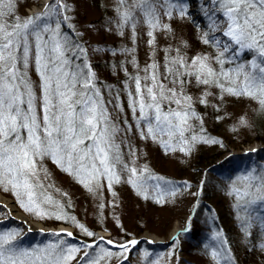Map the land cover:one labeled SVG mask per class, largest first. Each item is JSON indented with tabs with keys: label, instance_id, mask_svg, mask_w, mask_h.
<instances>
[{
	"label": "rangeland",
	"instance_id": "1",
	"mask_svg": "<svg viewBox=\"0 0 264 264\" xmlns=\"http://www.w3.org/2000/svg\"><path fill=\"white\" fill-rule=\"evenodd\" d=\"M41 1L15 0L14 17L23 19L42 13L44 8L40 9ZM52 2L53 0L48 4ZM103 2L109 6L111 13L101 18L92 5L93 0H64L67 5V11L64 13L68 17L65 21L68 26L67 33L74 39L77 37L76 43L86 49L87 61L94 74V84L99 89L113 122L121 129L115 137L116 143L120 144L125 160L129 158V150L135 152L133 157L135 166L144 170L138 174L143 178L145 190L139 191L129 185L122 176L121 182L114 184L111 190L107 187V182L102 180V187L95 189L93 184L95 190L90 192L74 177L62 171L57 163L45 158L41 163L47 176L45 177L43 171L40 172L41 183L47 194L60 203L64 215L56 219L54 216L41 217L26 212L10 191L0 190V196L12 206L9 210L6 207L5 211L10 218H14L15 212L21 213L33 224H40L49 229H63L72 234L78 232L88 237L77 226L83 224L88 231L97 236L88 237L91 240L87 243H92L100 237L123 243L138 236L147 239L156 237L159 238L157 240L166 241L175 231L174 227H177L176 230L182 231L174 240L162 251L158 248L147 251L150 253L149 258L156 264H207L208 260L197 259L188 254L190 247L184 237L194 239L198 231L203 230L207 235V241L213 240L218 245L222 244L218 230L215 232L205 230L209 225L204 219L206 216L202 209L197 210L205 203L204 200H200L201 195L211 190V196L219 199L218 194L212 190L216 183H219L223 187V192L229 194V203L236 204L243 198H238L233 192L242 188L246 183L245 178L254 177L258 180L260 176H264V150L249 156H239L237 159H233L229 154L235 151V147L242 149L257 145L259 142L256 139L264 138V112H261L264 105L255 97L233 95L222 91L216 84L198 83L194 76H186L183 92L191 98L188 103L194 113L189 119L191 129L185 132L188 142L177 139L169 141L168 136L162 133H158L156 139L152 136L142 137L141 128L136 126V120L129 108L128 93L135 90L130 78L137 74L143 76V69L155 62L160 79L167 84L168 81L164 80L165 67L171 58L177 56L183 57L189 63L197 56L208 57L211 66L219 69L221 65L215 63V57L220 49L216 47L215 41L229 42L228 38L223 36L224 17L217 8L216 0H157L155 6L161 27L153 31L154 43L149 45L152 38L147 33L150 29L143 22L141 13L133 10L134 28L131 23L120 28L117 26L119 19L117 8L121 7L123 11V7L118 5L117 0ZM129 4H132V0H129ZM169 11L170 16L166 15ZM14 17H10L9 21ZM214 23L219 24V27H213ZM163 25H167L168 28L165 29ZM64 29L62 26L61 30ZM205 38L210 42L204 43ZM225 55L223 68L226 71H231L237 64L249 65L252 61L261 59L258 53L251 49H237L235 53L228 52ZM29 76L39 95V88L36 86L40 81L34 67L30 68ZM222 83L227 86V82ZM202 100L205 102L201 103ZM168 106L165 104V109ZM170 106L176 107L175 104ZM136 115L138 117L139 112ZM241 117L246 119V124L239 123ZM143 130L147 132L146 127ZM193 135L197 137L196 141L190 140ZM162 140L169 146L165 147ZM181 148L186 150L181 151ZM202 150H211L206 153V159L223 151L227 152L216 163L214 160V163H211L204 158L205 162L196 167L194 163ZM231 173L238 176L224 182ZM157 185L175 189L176 195H165L157 202L158 193L161 191ZM225 187L227 191L224 190ZM232 195H235L237 201L232 200ZM223 199L227 201L225 197ZM217 201L211 198V203L215 204ZM101 204L104 205L103 208H100ZM41 207L56 211L51 204H43ZM218 208L221 210L219 205ZM249 209L246 219L250 228L252 230L256 227L264 228V202H251ZM225 211H228L227 208ZM70 217H75V220ZM194 218L198 224L193 222ZM8 219L0 213V224H4L3 227L12 225L14 227L12 229L19 230L20 233L16 240L21 238L28 242L27 245L23 244L21 249L45 250L49 245L55 244L49 241L50 234H46L45 237L41 232L27 235L25 231L32 225L25 226L23 223ZM2 229L0 227V230ZM62 239L68 238H60ZM105 247L107 248L101 244V248ZM142 249L143 246L140 250ZM99 252L98 248L93 255ZM80 256L82 253L69 264H75ZM127 257L123 259L122 264H148L144 258V251L137 252L136 257L131 255ZM101 264H105V261L102 260ZM106 264H121V259L113 256Z\"/></svg>",
	"mask_w": 264,
	"mask_h": 264
},
{
	"label": "snow or ice",
	"instance_id": "2",
	"mask_svg": "<svg viewBox=\"0 0 264 264\" xmlns=\"http://www.w3.org/2000/svg\"><path fill=\"white\" fill-rule=\"evenodd\" d=\"M117 2L123 7V11L117 8V26L122 28L131 23L134 28L133 10L138 11L150 29L147 34L152 38L149 40L152 45L153 31L161 27L155 6L157 0H132L131 5L129 0ZM216 4L224 17L223 36L229 41H215L220 49L215 57V63L221 65L219 69L211 66L208 57L197 56L189 63L177 56L165 67L167 84L160 79L155 62L143 69V76L137 74L130 78L135 90L128 93L129 108L142 137L156 139L157 134L162 133L169 141L188 142L185 132L191 129L189 119L194 113L188 103L191 98L183 92L186 76H194L198 83L216 84L233 95L255 97L264 105V0H216ZM43 8L42 13L22 19L14 17L15 0H0V190L10 191L26 212L60 219L64 215L62 206L47 194L40 179L41 171L47 176L41 163L45 158L57 163L90 192L102 187V180L111 190L114 184L121 182L122 176L126 183L144 191L143 178L138 174L144 170L135 166L134 151L129 150V158L125 160L120 144L116 143L115 137L121 129L113 122L94 84L86 49L61 31L62 21L68 20L64 15L67 11L64 0H53ZM166 15L170 16L171 12ZM10 17L14 19L9 21ZM162 27L168 28L167 25ZM213 27L219 24L214 23ZM209 42L205 38L204 43ZM237 49L254 50L261 59L249 65L237 64L226 71L223 68L225 54L235 53ZM32 67L39 76L36 86L39 95L29 76ZM222 81L227 82V86ZM165 104L169 105L167 109ZM172 104L176 107L172 108ZM239 123L244 125L247 121L241 117ZM190 140L196 141L197 137L193 135ZM245 179L242 188L236 189L238 198L264 202V176L258 180ZM156 187L161 188L157 202L165 195H176L175 189ZM43 204H51L56 211L41 207ZM6 207L0 204V213L10 218ZM103 207L101 204L100 208ZM70 219L75 220V217ZM77 226L88 237H94L83 224ZM19 234L16 229L0 230V264H69L80 253V264H101L102 260L106 264L113 256L120 258L122 264L123 259L128 258L130 246L140 243L135 239L117 243L100 237L99 241L81 247L60 240L45 250L29 251L16 246ZM66 235L71 237L72 233ZM101 244L119 251L101 248ZM98 248L99 254L93 255ZM149 257L150 253L145 251L148 264H156Z\"/></svg>",
	"mask_w": 264,
	"mask_h": 264
},
{
	"label": "trees",
	"instance_id": "3",
	"mask_svg": "<svg viewBox=\"0 0 264 264\" xmlns=\"http://www.w3.org/2000/svg\"><path fill=\"white\" fill-rule=\"evenodd\" d=\"M92 5L97 9V12L101 18L107 17L111 13L109 6L104 4L103 0H93ZM61 31L62 33L68 35L70 39L76 43L77 37H75L74 39V37L68 34L67 30L65 29ZM261 112H264V110H262ZM256 140L260 144H264V138H258ZM235 148V150L237 151L241 150L239 149V147ZM209 152H211V150H202L198 155L197 161L194 163V166L200 167L207 158L206 153L208 154ZM226 152L227 151H223V153L212 156L210 157V159H206V161H211L212 163L213 160L216 161L220 159ZM237 176L238 174L231 173L224 182H229ZM216 184L217 185H215L212 190L218 194V197L222 199L223 197H225L227 201L220 198L217 199V197H212L210 190L208 192H205V195H201L200 200H204L205 203L202 204V207H198L197 210L202 209L206 216V218L204 217V219H206V224L209 225L205 227V230L213 232H215V230H218L221 235L222 244L218 245L213 240L207 241V235L203 230H199L194 239L188 238L187 236L184 237V240L190 247L188 254L197 257V259L208 260L207 264H264V228L256 227L252 230L249 226V222L247 221L248 219H246L249 214V208H251V202H246V198H243V200L238 201L236 204L229 203V194L223 192V187L219 183ZM224 190L227 191L226 187ZM233 194L237 195L236 192H233ZM235 195H232V200L237 201ZM211 198L218 200L215 204H218L221 210L218 208V205L211 203ZM225 208H227L228 211H225ZM196 216L197 213L195 217ZM237 217H243L246 220H239ZM192 220L194 223L198 224L196 218ZM3 226L4 224L1 223L0 227H2L3 229L14 228L12 225L10 227ZM140 233L141 231L138 232V234ZM50 236L51 237L49 238V241L55 244L60 241V238H65L62 236ZM73 236L75 237V239L80 240L84 243L91 240L88 237H84L78 232H75ZM94 238H96L95 235ZM62 240H64L67 244H73V246L75 247H79L80 245L78 242L72 241L70 239ZM15 243L16 246L20 248L23 244L27 245L28 242L19 238V240H16ZM140 248L141 245L133 249L131 251V257H136L137 252H145L157 248L160 251L165 249L161 247H148L146 245L142 250H140ZM110 250L116 252V250Z\"/></svg>",
	"mask_w": 264,
	"mask_h": 264
},
{
	"label": "bare ground",
	"instance_id": "4",
	"mask_svg": "<svg viewBox=\"0 0 264 264\" xmlns=\"http://www.w3.org/2000/svg\"><path fill=\"white\" fill-rule=\"evenodd\" d=\"M257 145H251V146H248V147H244V149H246V151H243L242 154L251 153V152H254V151H258L260 149H264V145L263 146H257ZM248 148H250V149H248ZM0 204L6 205L8 207V210L10 208H12V206L9 205L8 202L1 196H0ZM14 215H15L14 218H16L17 220L23 221L26 225H32V227L30 228L31 230H33V229H46L45 227H42L40 224H33L32 222L28 221V219H26V217L23 214H21V213H16L15 212ZM176 229H177V227H174L173 231L176 230ZM154 239H159V238L155 237Z\"/></svg>",
	"mask_w": 264,
	"mask_h": 264
},
{
	"label": "water",
	"instance_id": "5",
	"mask_svg": "<svg viewBox=\"0 0 264 264\" xmlns=\"http://www.w3.org/2000/svg\"><path fill=\"white\" fill-rule=\"evenodd\" d=\"M49 1H51V0H44V1H42L44 4H46V3H48ZM41 2V3H42ZM62 24L63 25H65V21H62ZM175 232H176V230L173 232V234L170 236V239H172L173 238V235L175 234Z\"/></svg>",
	"mask_w": 264,
	"mask_h": 264
}]
</instances>
